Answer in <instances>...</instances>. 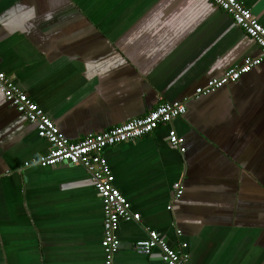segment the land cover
Returning a JSON list of instances; mask_svg holds the SVG:
<instances>
[{"label":"crops","instance_id":"0c3cea01","mask_svg":"<svg viewBox=\"0 0 264 264\" xmlns=\"http://www.w3.org/2000/svg\"><path fill=\"white\" fill-rule=\"evenodd\" d=\"M238 1L264 25V0ZM260 55L209 0H0V71L70 141L163 101L186 105L171 124L103 152L141 219L120 224L115 264H164L157 250L134 252L147 230L174 249L185 243L188 264H264V59L194 98ZM48 150L0 93V264H103L102 203L89 175L25 166ZM176 182L183 194L172 200Z\"/></svg>","mask_w":264,"mask_h":264},{"label":"built area","instance_id":"2783aa9c","mask_svg":"<svg viewBox=\"0 0 264 264\" xmlns=\"http://www.w3.org/2000/svg\"><path fill=\"white\" fill-rule=\"evenodd\" d=\"M209 1L229 15L235 25L258 45L261 55L246 57L241 64L231 67L222 77L196 88L194 98L207 96L225 85L236 83L243 75L257 68L264 59V25L256 20L251 11L238 0ZM0 93L11 107L35 127L37 136L49 144L46 155L28 161L25 163L26 167L45 168L66 164L82 167L89 175L93 189L102 203L103 264H115V256L119 251L117 232L120 224L139 223L141 219L140 214L132 211L130 202L114 185L113 174L103 152L107 148L148 136L159 127L171 124L186 113L185 103L163 101L142 117L132 118L99 133H90L78 141H70L43 110L18 89L12 78L1 71ZM167 142L180 153L184 152L183 138L172 129L168 130ZM182 194L181 182L174 183L172 200L180 199ZM166 209L171 210L172 205H168ZM186 246L182 243L179 248L174 249L158 232L147 230L146 238L136 241L132 247L140 255H150L157 250L164 264H188Z\"/></svg>","mask_w":264,"mask_h":264},{"label":"water","instance_id":"95a60500","mask_svg":"<svg viewBox=\"0 0 264 264\" xmlns=\"http://www.w3.org/2000/svg\"><path fill=\"white\" fill-rule=\"evenodd\" d=\"M245 58H246V57H245ZM245 58H244V59H245ZM244 59H243V60H244Z\"/></svg>","mask_w":264,"mask_h":264}]
</instances>
